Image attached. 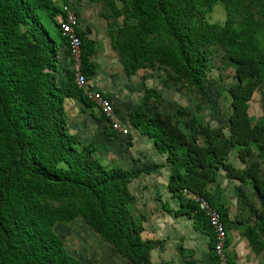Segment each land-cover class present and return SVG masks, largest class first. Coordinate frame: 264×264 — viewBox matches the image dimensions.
<instances>
[{"label":"trees","instance_id":"obj_1","mask_svg":"<svg viewBox=\"0 0 264 264\" xmlns=\"http://www.w3.org/2000/svg\"><path fill=\"white\" fill-rule=\"evenodd\" d=\"M66 1L64 6L78 19L73 3ZM97 1L108 26L120 19L107 37L126 78L140 70L160 71L164 82L185 87L206 102L209 52H222L220 63L234 80L225 91L226 134L193 117L185 121L183 132L170 115L140 106L127 111L126 118L164 156L166 190L179 202V209L163 206L164 211L210 233L208 261L200 264L218 262L207 219L190 196L207 201L226 234L229 220L220 190L208 189L218 171L247 183L255 194L259 210L246 207L253 221L242 226L240 235L254 255L264 256V177L258 174L264 165V116L255 121L248 113L252 94L264 83V0ZM217 3L224 19L209 23L206 17ZM60 14L55 0H0V264H92L66 254L53 230L55 224L75 219L130 264H150V251L162 250V241L142 240L143 218L131 213L135 199L128 184L138 172L105 167L90 145L67 132L63 101L93 105L73 82L67 41L55 20ZM75 32L81 73L88 80L96 73L91 60L95 43L86 37L87 28ZM59 49L67 58L66 68L59 64ZM143 96L159 98L153 88H144ZM260 109L264 113V103ZM177 113L184 112L178 108ZM115 135L107 124L106 139ZM231 150L241 164L252 152L257 160L235 168L227 161ZM227 242L226 234L224 246Z\"/></svg>","mask_w":264,"mask_h":264},{"label":"crops","instance_id":"obj_2","mask_svg":"<svg viewBox=\"0 0 264 264\" xmlns=\"http://www.w3.org/2000/svg\"><path fill=\"white\" fill-rule=\"evenodd\" d=\"M70 2L73 3L67 0L68 4ZM96 2L98 3L97 0ZM80 3H82V0H77L76 4ZM114 3L118 8L119 4L117 2ZM76 4L73 3V9H75L78 15V29L81 31H84L85 28L88 29L89 33H87L86 37L95 43L91 60L97 64L98 59L108 54V44L106 38H104V33L96 34L94 28L97 24L99 26V23L106 25L107 21L100 16H98L96 22L84 21L81 19L82 12L80 13L82 8L76 6ZM67 7L69 6L67 5ZM99 9L101 12L100 4ZM80 19L81 21H79ZM99 20L101 22H98ZM117 21L120 23V19ZM57 52L59 64L62 68L68 67L66 65L67 58L62 50L59 49ZM88 84L92 90L101 92L112 102L113 95L109 94L108 90L93 83L92 78L88 79ZM96 112L94 107H85L79 101L73 99H65L63 101V113L66 129L69 134L74 135L83 145H90L93 148V156L105 167L138 172V176L128 184V190L135 199L134 209L138 213L136 217L141 216L143 218L141 221L142 231L140 237L142 240L162 241V250L152 249L150 251V264H185L187 261L192 264L207 263L209 252L207 244L211 236L210 233L201 229L194 230L190 219L184 216H172L163 209V206L168 207L170 211L179 209L177 199L172 197L166 190L169 169L164 156L155 151L150 139L139 135L136 130L130 127L126 113L123 115L115 111L116 120L127 130L128 134L125 136L115 135L113 139L108 141L105 137L107 123L105 120L100 119L99 113ZM190 117L201 123L197 120V116ZM209 123L208 125L212 128L220 127L215 120H210ZM213 123L215 125H212ZM225 128L221 129L224 134H226ZM251 157H247L243 164L239 163L234 157L232 164L242 169L247 163L257 160L256 157L250 159ZM260 166L261 164L259 165V176L261 173ZM260 177H264V175ZM229 185L231 187L229 190H232L234 187L233 189H239L242 192L247 191L245 199L249 196L252 197V195L255 196V194H251L252 191L247 183L230 180L226 178L222 171H218L215 181L209 184L208 189L211 193L214 188L220 190V201L227 210L228 226H231L233 220L230 219V216L232 213L234 215L235 212L231 207H227L226 204ZM129 187H131V190ZM254 198L256 200V197ZM232 199L237 201L235 197ZM253 210L257 212L259 208L255 207ZM250 220L251 222L253 221L251 217ZM227 240L228 242L224 246V251L228 260L232 264H241L240 256L244 252L249 253L248 251H250L246 240L241 236L239 242L233 239L229 241V234H227Z\"/></svg>","mask_w":264,"mask_h":264},{"label":"rangeland","instance_id":"obj_3","mask_svg":"<svg viewBox=\"0 0 264 264\" xmlns=\"http://www.w3.org/2000/svg\"><path fill=\"white\" fill-rule=\"evenodd\" d=\"M71 1L75 4L77 3V0ZM64 2L65 0H55V4L58 8L63 6L65 4ZM76 6L82 8L80 13L82 12L81 19L84 21L96 22V19L100 15L99 4L96 0H82V3L76 4ZM81 19L79 21H81ZM206 19L209 23L221 24L224 19L222 5L219 3L215 4ZM98 22L101 21L99 20ZM100 24L102 23H99V26L98 24L95 26L94 32L96 34L104 33V38H106L108 44V54L97 60L96 73L91 78L93 83L108 90L109 94L113 95L112 102L116 112L124 115L127 111L136 106H140L148 112L158 109L170 115L183 132L187 131L184 123L190 116H197V120L200 121L201 124H210V120H215L220 126V129L225 128V119L229 112L228 97L225 91L234 83V80L232 79L230 69L224 68L220 63L222 57V52L220 50L211 48L209 52L207 62L209 68L208 84L205 88L206 102H199L198 97L189 89L164 82V75L160 71L148 73V71L143 72L140 70L134 75L126 78L121 72L120 65L115 57V52L109 47L107 37V32L109 30H114L119 23L118 21L111 22L109 26L107 24ZM52 32L54 33L53 30ZM144 88L156 89L159 98L155 100L152 96L144 97ZM263 103L264 83H261L252 94L248 103V113L253 120L261 121L263 119L264 113H262L260 109ZM195 106H199L200 110L195 112ZM178 108L184 113L178 114ZM212 125L215 124L213 123ZM234 156L235 150H231L227 157V161L232 164L234 162ZM250 156H252L250 159H254V152H252ZM260 167V176H263L264 166L261 164ZM230 188L229 185L226 204L227 207H231L235 213L234 215L232 213L230 216V219L233 221L231 226H227L226 233L229 234V241L233 239L239 242L241 239L240 232L242 226L245 223H251L246 207L254 209L255 207L258 208V204H256L257 201L253 195L245 199L247 191L242 192L239 189H233L234 187L232 190H229ZM129 189L131 190V187H129ZM237 194L240 196L239 199H237ZM251 194L254 193L252 192ZM233 197H235L237 201L232 199ZM131 213L134 217L138 214L135 212L134 207L131 209ZM53 230L61 239L66 254L78 261L92 264H130L125 259L115 255L111 247L91 233L79 219H75L68 224H55ZM248 252L249 253L244 252V254L240 256L241 264H264L263 255H254L250 251Z\"/></svg>","mask_w":264,"mask_h":264},{"label":"built area","instance_id":"obj_4","mask_svg":"<svg viewBox=\"0 0 264 264\" xmlns=\"http://www.w3.org/2000/svg\"><path fill=\"white\" fill-rule=\"evenodd\" d=\"M55 20L60 35L67 41L69 64L75 86L82 91L84 98L93 105L96 111L106 119L108 126L113 132L120 136L127 135V130L116 120L111 100L101 92L92 90L89 87L87 78L81 73L80 41L75 32L76 28H78V19L74 15V12L67 6H63L62 14L58 15ZM190 199L195 205V210L204 214L207 219V223L213 234L212 251L218 264H229L224 251L226 234L217 213L204 198L191 195Z\"/></svg>","mask_w":264,"mask_h":264}]
</instances>
